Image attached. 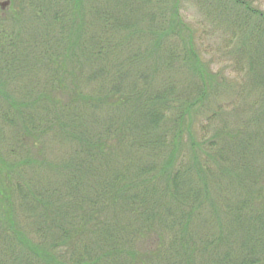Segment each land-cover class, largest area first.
Wrapping results in <instances>:
<instances>
[{"label": "trees", "instance_id": "obj_1", "mask_svg": "<svg viewBox=\"0 0 264 264\" xmlns=\"http://www.w3.org/2000/svg\"><path fill=\"white\" fill-rule=\"evenodd\" d=\"M11 2L0 264H264V11ZM213 35L218 57L203 41Z\"/></svg>", "mask_w": 264, "mask_h": 264}, {"label": "rangeland", "instance_id": "obj_2", "mask_svg": "<svg viewBox=\"0 0 264 264\" xmlns=\"http://www.w3.org/2000/svg\"><path fill=\"white\" fill-rule=\"evenodd\" d=\"M251 1L254 3V6H256L257 9L264 11V0H251ZM3 4H6V7L3 8V10H5L6 8H9L11 6L12 2L11 0H0V8L2 7ZM181 14L185 18L186 22L192 23L193 26L195 27H198L199 25L203 26L205 23L203 14L200 13L194 5L186 4ZM203 41L206 47L210 49L212 48L214 50V52H211L210 54L211 56H216V57L221 56V52L220 53L215 52V51H219V49H221L220 51L223 52L222 48H220L221 39L219 36H214V35L213 37L204 36ZM223 67L224 64L215 65L216 70H220Z\"/></svg>", "mask_w": 264, "mask_h": 264}, {"label": "water", "instance_id": "obj_3", "mask_svg": "<svg viewBox=\"0 0 264 264\" xmlns=\"http://www.w3.org/2000/svg\"><path fill=\"white\" fill-rule=\"evenodd\" d=\"M4 7H6V4H3V5H2V8H4Z\"/></svg>", "mask_w": 264, "mask_h": 264}]
</instances>
